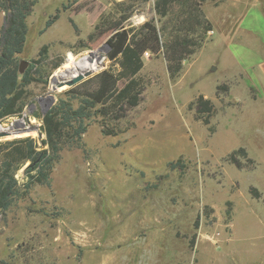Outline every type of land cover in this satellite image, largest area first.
Returning a JSON list of instances; mask_svg holds the SVG:
<instances>
[{"label":"rangeland","instance_id":"374dc122","mask_svg":"<svg viewBox=\"0 0 264 264\" xmlns=\"http://www.w3.org/2000/svg\"><path fill=\"white\" fill-rule=\"evenodd\" d=\"M156 1H37L18 56L19 66H33L35 80L21 112L0 122L7 128L23 120L34 131L2 137L0 144L30 137L40 150L41 119L58 98L77 107L102 87L103 71L118 74L117 62L106 57L116 32L138 35L152 22L162 42L187 40L197 48L182 52L175 77L163 50L144 52L135 106L109 109L127 80L112 85V98L97 106L107 107L104 119L91 121L82 148L61 151L48 179L0 212V264H264V205L249 193L263 169L247 172L227 161L240 148L264 155L257 143L264 144V115L254 123L236 103L246 98L245 87L263 95L252 82L264 64V0H172L164 16L156 13ZM57 10L59 18L40 35ZM3 24L0 12V29ZM43 45L45 58L34 64ZM99 48L101 69L69 94L49 90L51 79L65 74L57 71L68 56L79 59ZM200 95L213 103L210 117L196 114ZM248 157L235 156L244 167ZM28 164L15 173L20 188Z\"/></svg>","mask_w":264,"mask_h":264},{"label":"trees","instance_id":"16d2710c","mask_svg":"<svg viewBox=\"0 0 264 264\" xmlns=\"http://www.w3.org/2000/svg\"><path fill=\"white\" fill-rule=\"evenodd\" d=\"M38 0H0V12L4 14V24L0 29V122L1 120L13 117L21 112L24 106V95L26 87L35 79L32 76L33 66H30L19 74L18 56L23 52L27 40L28 24L27 19L32 13ZM172 0H157L155 10L159 16H164L165 8ZM68 5H63L62 10H68ZM59 18V10L50 16L39 31L42 35ZM69 22L76 32V26L71 19ZM195 22L200 24L201 20L196 17ZM141 37L128 31L116 32L108 41L109 52L106 57L109 61L117 62L119 71L116 76L108 71L100 75L102 87L91 94L88 98L79 99L77 107H73L72 99L58 98L57 102L42 117V130L45 139L41 141L40 150L34 139L26 137L14 141H7L0 144V212H4L16 201L22 199L33 184L46 181L54 163L58 160L59 154L65 149L82 148V136L86 133L87 127L92 120L101 115L105 116L107 107H98L112 92L111 87L117 80H127L119 91L113 95V103L109 109H117L124 103L131 106L137 105L139 83L137 74L142 69V55L146 51L154 54L163 50L167 62V70L170 77H175L181 69V54L194 53L197 44L192 41H175L169 44L159 35V30L152 24L146 22L140 27ZM145 31V32H144ZM133 33L131 36L130 34ZM191 46V48H190ZM47 45L39 50V59L32 61L39 64L45 58ZM59 67L57 65L55 69ZM70 88L63 94L73 92ZM214 108L209 99L200 95L196 100V114H213ZM209 116V117H210ZM204 125L209 124L206 118ZM108 134V132H105ZM46 147V149H45ZM235 156L247 157L243 148L232 152L227 161L238 170H251L254 162L247 159L249 166L244 167L241 161ZM29 163L24 170L26 183L22 188L15 179V173L25 164ZM178 163H171L170 166H177ZM24 188V189H23ZM249 193L253 199H260L261 196L254 188ZM264 204V198L262 199Z\"/></svg>","mask_w":264,"mask_h":264},{"label":"crops","instance_id":"0c3cea01","mask_svg":"<svg viewBox=\"0 0 264 264\" xmlns=\"http://www.w3.org/2000/svg\"><path fill=\"white\" fill-rule=\"evenodd\" d=\"M66 14H68V13H66ZM254 75H255L254 77H255L256 82L255 81L252 82V85L255 86V87H256V85H259L261 87V91H262V94H263L262 98H260V97L257 98L258 96H255L253 94L252 87H251V89L245 87V90L247 91L246 92V98L243 99L242 101H237L236 103L238 105L237 107L243 110V115H245V118L248 117V116L249 117H253L254 118V120H253L254 123H257L256 120L261 115L262 116L264 115V64L261 65L259 70L256 71ZM236 85H239V83H237ZM236 85H234V86H236ZM257 143L259 144V146L261 148L262 147L264 148V144L261 145L260 141H258ZM245 151H246L247 156H249L248 159H250V160H252L254 162L253 168L251 170H246V171L247 172H256L257 170L260 171V170L263 169V178L261 179V182L258 183L255 187L254 186H250L251 188H254V189H256L258 191V193L261 196V198L258 199V200L262 201V199L264 198V155H258L256 157L255 155L252 156L247 150H245Z\"/></svg>","mask_w":264,"mask_h":264},{"label":"bare ground","instance_id":"6f19581e","mask_svg":"<svg viewBox=\"0 0 264 264\" xmlns=\"http://www.w3.org/2000/svg\"><path fill=\"white\" fill-rule=\"evenodd\" d=\"M102 54H103V48H99V49L89 53V55H87V56L85 55L79 59H75L72 56H68L67 63L64 64L62 69L57 71L58 73L65 72V74L61 75L59 77V79H52V81L50 82L49 90L51 92H56V91H53L54 83L56 81L66 79L69 76H71L72 74L83 73L86 71L96 72L99 69H101V67H103L102 66V62H103ZM50 95H53V94H49L48 96H50ZM45 101H46V97H45ZM24 123L25 122H23V120H17V121H15V123L12 125L11 128H9V127L4 128V127L0 126V131L9 132L10 135L8 136V138H10V137L11 138H19V137L29 136L30 132H29V130H27L26 125ZM22 126L25 127V130L21 128Z\"/></svg>","mask_w":264,"mask_h":264},{"label":"water","instance_id":"95a60500","mask_svg":"<svg viewBox=\"0 0 264 264\" xmlns=\"http://www.w3.org/2000/svg\"><path fill=\"white\" fill-rule=\"evenodd\" d=\"M24 71H25V64H21L19 66L18 73L21 75L24 73ZM92 74H93L92 71H86L83 73L72 74L71 76H69L66 79L56 81L54 83L53 91L62 90L64 88H67V89L72 88L73 86H75L78 83H80L81 81H83L85 78L90 77ZM51 81H52V79H51ZM53 101H54V96L53 95L48 96V102L52 103ZM11 127H12V125H10L9 128H11ZM21 128L25 130L24 126H22ZM26 128H27V130H29V132L34 131L33 127H26ZM9 135H10L9 132H7V131H0V138L8 137Z\"/></svg>","mask_w":264,"mask_h":264}]
</instances>
